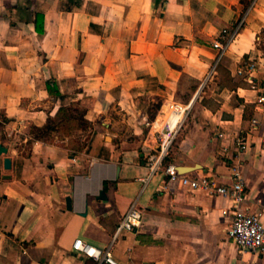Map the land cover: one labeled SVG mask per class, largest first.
Masks as SVG:
<instances>
[{
    "label": "crops",
    "instance_id": "1",
    "mask_svg": "<svg viewBox=\"0 0 264 264\" xmlns=\"http://www.w3.org/2000/svg\"><path fill=\"white\" fill-rule=\"evenodd\" d=\"M242 16L218 60L214 41ZM250 60L256 88L238 73ZM191 101L145 182L170 110ZM73 104L87 127L30 142ZM0 144V264H98L74 243L108 246L134 201L141 223L112 246L121 264H264L228 236L230 199L162 189L168 163L224 184L239 163L242 206L264 223V0H0Z\"/></svg>",
    "mask_w": 264,
    "mask_h": 264
},
{
    "label": "built area",
    "instance_id": "2",
    "mask_svg": "<svg viewBox=\"0 0 264 264\" xmlns=\"http://www.w3.org/2000/svg\"><path fill=\"white\" fill-rule=\"evenodd\" d=\"M255 0H252L253 4ZM244 25V16L234 25L231 30L224 28L220 38L214 41L213 46L218 49V60L228 50L231 42ZM256 61L250 60L246 63L245 68H240L238 73L247 78L253 88H256L255 82L251 79L252 73L256 70ZM192 101L186 105L175 107L170 110L164 128L158 133V148L150 152L147 157V166L149 174L144 178L145 182L157 173L164 165L165 159L170 154L175 143L177 135L182 126L185 115L190 110ZM240 149L246 147L245 142L239 139ZM165 173L168 180L164 183L162 189H170L173 183L188 186L192 189H206L212 193L222 195L232 201L230 209H225V214H232L231 224L228 229V236L232 239L236 247L243 251H260L264 252V223L261 212L252 211L243 207L246 200V179L239 163L231 167V183H219L211 175L202 174L191 176L187 173H181L175 163H168L165 166ZM142 207L134 201L123 216L118 225L112 242L106 247L91 245L82 239L74 243V248L80 250L85 256L92 258L98 264H121L113 256L112 246L118 235L124 230H132L138 226L142 220Z\"/></svg>",
    "mask_w": 264,
    "mask_h": 264
},
{
    "label": "trees",
    "instance_id": "3",
    "mask_svg": "<svg viewBox=\"0 0 264 264\" xmlns=\"http://www.w3.org/2000/svg\"><path fill=\"white\" fill-rule=\"evenodd\" d=\"M244 3V10L250 5L252 0H242ZM42 15L36 14V30L42 31L43 27L39 25V20ZM88 123L84 118V108L78 104H73L69 107L60 108L58 114L55 117H50L43 126H31L32 142L35 139L44 141L52 140V134L55 131L69 134L72 130L81 127H87Z\"/></svg>",
    "mask_w": 264,
    "mask_h": 264
},
{
    "label": "water",
    "instance_id": "4",
    "mask_svg": "<svg viewBox=\"0 0 264 264\" xmlns=\"http://www.w3.org/2000/svg\"><path fill=\"white\" fill-rule=\"evenodd\" d=\"M3 153H7V148L4 147L2 144H0V155H2ZM11 165H12V160L9 157H6L4 159V167L6 169H9L11 167ZM98 196L100 198H105L106 196H105L104 190H101ZM66 200H67V208L70 209L72 207L71 198L68 197Z\"/></svg>",
    "mask_w": 264,
    "mask_h": 264
},
{
    "label": "rangeland",
    "instance_id": "5",
    "mask_svg": "<svg viewBox=\"0 0 264 264\" xmlns=\"http://www.w3.org/2000/svg\"><path fill=\"white\" fill-rule=\"evenodd\" d=\"M62 134H65V133H63V132H61Z\"/></svg>",
    "mask_w": 264,
    "mask_h": 264
}]
</instances>
